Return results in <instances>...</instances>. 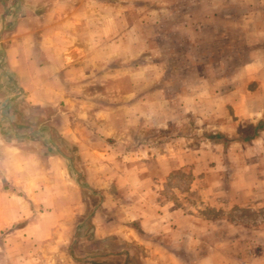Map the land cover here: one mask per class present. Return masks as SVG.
Returning <instances> with one entry per match:
<instances>
[{
    "label": "rangeland",
    "instance_id": "rangeland-1",
    "mask_svg": "<svg viewBox=\"0 0 264 264\" xmlns=\"http://www.w3.org/2000/svg\"><path fill=\"white\" fill-rule=\"evenodd\" d=\"M11 45L45 66L52 104L19 95L7 107ZM261 108L264 0H0V161L13 135L35 157L29 180L11 159L0 170V264L173 263L149 240L183 264H264ZM180 156L145 209L183 214L187 233L151 239L138 231L136 170Z\"/></svg>",
    "mask_w": 264,
    "mask_h": 264
},
{
    "label": "crops",
    "instance_id": "crops-1",
    "mask_svg": "<svg viewBox=\"0 0 264 264\" xmlns=\"http://www.w3.org/2000/svg\"><path fill=\"white\" fill-rule=\"evenodd\" d=\"M21 44V43H20ZM22 46V45H21ZM12 45L9 46V48L5 49V60H6V66L3 71V77L5 81L3 82V85L5 86L3 88L4 93L3 96H6L7 99V107H11L13 104V99L17 98L19 95L23 96L25 101L30 103V107L32 108H39L40 106H44L47 104H52L54 101V98H57V92L54 93L52 89H44L43 85L50 86L51 79L48 78L50 74L47 76V80L42 78V74L46 68L40 67L39 62H37L35 57L32 55L23 54L22 52L16 53L14 55L15 50H12ZM44 70V71H43ZM14 77L18 87L15 88V97L10 94V91H14L13 87L11 86V80L10 77ZM46 76V75H45ZM47 86V88H48ZM6 100V99H5ZM13 100V101H12ZM262 112H264V108H261ZM248 111V110H247ZM251 113H247L244 117L245 119L251 118ZM44 130H48V126L46 124H43L41 126ZM41 128V129H42ZM261 130V129H259ZM258 130V131H259ZM257 131V132H258ZM5 138V137H3ZM14 138H17L16 135L10 136V138H5L2 144V150L3 153H5L4 159L0 161V170H3V172H9V161L13 160L11 166H12V173L18 172L21 168V173H26L28 175V180L30 177V168L31 164L34 160V156L29 154V151L26 150L27 146L30 144L32 145V142H22L19 143L18 140H14ZM29 139V138H27ZM46 140H49V136L46 137ZM46 141V142H47ZM1 142V141H0ZM46 147V146H45ZM30 150V148H29ZM42 155L41 157L46 159L47 164L51 163H58L59 160L62 158V155L58 152H53V149H50L48 147L45 148V151H41ZM203 158V156H202ZM11 159V160H10ZM48 159V160H47ZM178 162V163H177ZM168 164L161 165L159 164V168L157 167L154 170L151 171H145L144 169L137 168L136 170V177L137 182L134 184L135 191H137L139 202H138V210L139 217H136L137 220H139L138 225V231L139 232H145L147 234V237L156 238V237H167V239H170V237L174 240L179 239L182 237V235H186L187 233V218L183 214L178 215L175 211L169 212L170 214L167 216L159 215L156 216L157 219H147L146 218V209L149 208L150 203L152 201H156V190H157V182L156 178L157 176H168L172 172V170L179 169L182 167L185 163H183L182 156L175 161V163H169ZM198 162L194 164L193 172L198 173ZM42 172V171H41ZM55 171L48 170L42 172L44 175H51ZM56 173V172H55ZM23 187L25 186L24 183H21ZM151 192V194H150ZM153 197V200H152ZM155 197V198H154ZM6 220H0V228L5 224ZM129 229V228H127ZM125 230V229H124ZM126 232L129 234L131 233L130 229L125 230L123 235L126 234ZM137 234V231H136ZM135 234V236H136ZM170 236V237H169ZM143 246L146 248L145 251H149V253H155V254H167L169 255V259L171 258V264H183L181 259L177 258L178 252L174 249L175 247H172L173 245H161V244H153V241L150 242L146 241L142 243ZM173 257V258H172ZM148 261V264H161L160 259H156L155 256L152 258H147L145 262ZM147 264V263H145Z\"/></svg>",
    "mask_w": 264,
    "mask_h": 264
},
{
    "label": "trees",
    "instance_id": "trees-1",
    "mask_svg": "<svg viewBox=\"0 0 264 264\" xmlns=\"http://www.w3.org/2000/svg\"><path fill=\"white\" fill-rule=\"evenodd\" d=\"M255 129H256V130L254 131L252 137H254V136L256 135V132H257V130L259 129V126H257ZM246 138H248V137H246Z\"/></svg>",
    "mask_w": 264,
    "mask_h": 264
}]
</instances>
